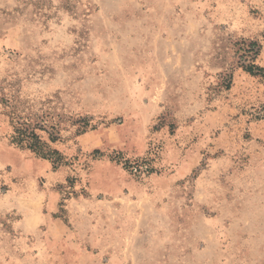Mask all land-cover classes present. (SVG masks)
Here are the masks:
<instances>
[{
    "label": "rangeland",
    "instance_id": "374dc122",
    "mask_svg": "<svg viewBox=\"0 0 264 264\" xmlns=\"http://www.w3.org/2000/svg\"><path fill=\"white\" fill-rule=\"evenodd\" d=\"M252 64L264 0H0V264H264ZM3 99L55 116L63 166Z\"/></svg>",
    "mask_w": 264,
    "mask_h": 264
},
{
    "label": "trees",
    "instance_id": "16d2710c",
    "mask_svg": "<svg viewBox=\"0 0 264 264\" xmlns=\"http://www.w3.org/2000/svg\"><path fill=\"white\" fill-rule=\"evenodd\" d=\"M257 52L255 53V57ZM244 70L252 76L264 78V68L257 65H244ZM4 100V105L9 110V116L13 126V135L11 136L12 143L20 148L26 149L37 157L50 161L54 168H59L65 164L64 157L51 144L59 141V126L60 122L54 121L55 116L46 111H38L36 113L26 111V118L19 115L17 106L11 101ZM10 104V105H9ZM88 124H84L81 133H84ZM48 135L49 142L43 140L39 133ZM98 153V151H96Z\"/></svg>",
    "mask_w": 264,
    "mask_h": 264
}]
</instances>
